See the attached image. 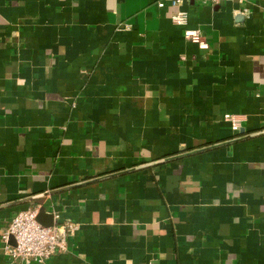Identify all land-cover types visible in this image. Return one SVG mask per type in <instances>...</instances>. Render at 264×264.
Segmentation results:
<instances>
[{
	"label": "crops",
	"instance_id": "1",
	"mask_svg": "<svg viewBox=\"0 0 264 264\" xmlns=\"http://www.w3.org/2000/svg\"><path fill=\"white\" fill-rule=\"evenodd\" d=\"M171 1L0 0V236L77 224L47 264H264V0Z\"/></svg>",
	"mask_w": 264,
	"mask_h": 264
},
{
	"label": "built area",
	"instance_id": "2",
	"mask_svg": "<svg viewBox=\"0 0 264 264\" xmlns=\"http://www.w3.org/2000/svg\"><path fill=\"white\" fill-rule=\"evenodd\" d=\"M201 3L218 5L231 0H198ZM181 0H172L171 5L177 7ZM164 3H159L162 8ZM172 23L185 27L188 16L185 11L178 10L171 17ZM184 38L195 44L199 49L207 50L208 44L203 37L194 30H184ZM223 121L229 123L232 131L241 128V120L231 114H225ZM78 232V225L64 221L58 217L51 226H43L38 221V208H29L18 212L10 221L0 236V243L7 264H47L58 254L68 249V240Z\"/></svg>",
	"mask_w": 264,
	"mask_h": 264
},
{
	"label": "water",
	"instance_id": "3",
	"mask_svg": "<svg viewBox=\"0 0 264 264\" xmlns=\"http://www.w3.org/2000/svg\"><path fill=\"white\" fill-rule=\"evenodd\" d=\"M238 133H239V131H236V132H234V135L237 136ZM44 212H45L44 207H42L41 209H39V211H38V221H39V222H41V218H42ZM41 224H42L43 226H46V227L52 225V224H43L42 222H41Z\"/></svg>",
	"mask_w": 264,
	"mask_h": 264
}]
</instances>
